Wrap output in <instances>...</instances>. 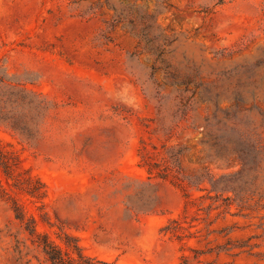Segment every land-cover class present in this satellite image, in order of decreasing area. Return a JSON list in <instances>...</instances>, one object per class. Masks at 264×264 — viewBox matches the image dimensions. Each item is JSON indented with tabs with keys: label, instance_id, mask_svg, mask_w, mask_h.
<instances>
[{
	"label": "rangeland",
	"instance_id": "rangeland-1",
	"mask_svg": "<svg viewBox=\"0 0 264 264\" xmlns=\"http://www.w3.org/2000/svg\"><path fill=\"white\" fill-rule=\"evenodd\" d=\"M0 159V264H264V0H0Z\"/></svg>",
	"mask_w": 264,
	"mask_h": 264
},
{
	"label": "trees",
	"instance_id": "trees-1",
	"mask_svg": "<svg viewBox=\"0 0 264 264\" xmlns=\"http://www.w3.org/2000/svg\"><path fill=\"white\" fill-rule=\"evenodd\" d=\"M228 120L234 117V111L227 113ZM206 133L203 139V143L208 147L209 151L206 156V162H221L229 166L234 165V128H229L225 123L223 126L217 130L209 128V124L206 125ZM1 164L4 167V171L7 177H10L9 168L5 166V162L1 159ZM208 178L212 183V186L217 191H228L230 189L234 190V181L225 178H215L212 172H208L207 176L199 178L201 181ZM15 211L17 217L20 220L25 219V210L17 202H14ZM33 222H35L33 220ZM36 232V228L34 230ZM37 233V232H36ZM40 235V234H38ZM43 240H40L41 245L44 247L49 259L53 264H108L106 262H101L95 258L87 255L84 248L79 243V240L75 242H70L69 237L65 241L67 248L62 247L55 240H53L48 234L41 235Z\"/></svg>",
	"mask_w": 264,
	"mask_h": 264
}]
</instances>
